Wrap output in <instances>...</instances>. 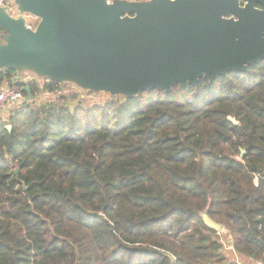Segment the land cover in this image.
<instances>
[{
    "label": "trees",
    "instance_id": "1",
    "mask_svg": "<svg viewBox=\"0 0 264 264\" xmlns=\"http://www.w3.org/2000/svg\"><path fill=\"white\" fill-rule=\"evenodd\" d=\"M72 88L0 115V264H264V60L92 105Z\"/></svg>",
    "mask_w": 264,
    "mask_h": 264
},
{
    "label": "water",
    "instance_id": "2",
    "mask_svg": "<svg viewBox=\"0 0 264 264\" xmlns=\"http://www.w3.org/2000/svg\"><path fill=\"white\" fill-rule=\"evenodd\" d=\"M13 5L15 14L0 6V68L82 92L125 98L153 89L171 92L176 84L197 85L201 77L213 82L264 60V0H13ZM27 14L38 18L35 28ZM24 90L25 101H34L31 87ZM245 152L241 149L239 161ZM200 216L213 230L222 229L207 209Z\"/></svg>",
    "mask_w": 264,
    "mask_h": 264
},
{
    "label": "built area",
    "instance_id": "3",
    "mask_svg": "<svg viewBox=\"0 0 264 264\" xmlns=\"http://www.w3.org/2000/svg\"><path fill=\"white\" fill-rule=\"evenodd\" d=\"M0 6H8L9 11L12 14H15V7L13 5V0H0ZM27 23L29 26L35 28V23L38 21V18L32 15H26ZM47 83H50L52 80H46ZM76 89V88H75ZM75 91L71 86L62 83H56L53 89H44V86H40L39 90H36L33 94L35 100L43 102L46 100L54 99L58 97L61 93H72ZM26 95L19 89H17L14 84L12 86L0 87V111H10L12 108L21 105L25 101Z\"/></svg>",
    "mask_w": 264,
    "mask_h": 264
},
{
    "label": "rangeland",
    "instance_id": "4",
    "mask_svg": "<svg viewBox=\"0 0 264 264\" xmlns=\"http://www.w3.org/2000/svg\"><path fill=\"white\" fill-rule=\"evenodd\" d=\"M32 77L31 76H29V75H27L26 77H25V81H27V80H29V79H31ZM22 80H24V79H22ZM44 80L43 79H39V84H40V86H42V85H44ZM80 91V90H79ZM81 92V95H82V97H83V99H84V103H85V105H92V104H94L95 102H100V101H103L104 99H106L107 98V96L106 95H104L103 93H99V94H94V93H87V92H82V91H80ZM84 93H86V94H84ZM39 102V101H38ZM71 104H74V102L72 101V103ZM8 113V111H0V115H6ZM222 230V229H221ZM221 230L220 231H218V232H221ZM224 239H225V242H226V240H227V245H229L228 244V242H229V240L228 239H226L225 237H224ZM232 248V246L231 245H229L228 246V249H231ZM227 254H229L230 256H232L233 257V255H234V253L232 252V251H229V250H227ZM234 258V257H233Z\"/></svg>",
    "mask_w": 264,
    "mask_h": 264
},
{
    "label": "flooded vegetation",
    "instance_id": "5",
    "mask_svg": "<svg viewBox=\"0 0 264 264\" xmlns=\"http://www.w3.org/2000/svg\"><path fill=\"white\" fill-rule=\"evenodd\" d=\"M27 15H30V14H27ZM35 24H36V25H35V27H36V26H37V24H38V21H36V23H35ZM249 67H250V66H249ZM249 67H248V69H247L246 71H248V70H249ZM232 71H233V70H232ZM246 71H243V72H246ZM229 72H231V71H229ZM229 72H228V73H229ZM228 73H227V74H228ZM17 77H18V78H20L19 76H17ZM25 77H26V76L22 77L21 79H24V81H25ZM215 79H216V78H215ZM25 82H26V81H25Z\"/></svg>",
    "mask_w": 264,
    "mask_h": 264
}]
</instances>
